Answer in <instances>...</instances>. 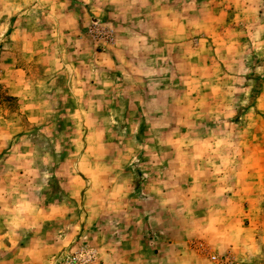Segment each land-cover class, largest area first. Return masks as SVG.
I'll return each instance as SVG.
<instances>
[{"label": "rangeland", "instance_id": "374dc122", "mask_svg": "<svg viewBox=\"0 0 264 264\" xmlns=\"http://www.w3.org/2000/svg\"><path fill=\"white\" fill-rule=\"evenodd\" d=\"M264 264V0H0V264Z\"/></svg>", "mask_w": 264, "mask_h": 264}, {"label": "built area", "instance_id": "2783aa9c", "mask_svg": "<svg viewBox=\"0 0 264 264\" xmlns=\"http://www.w3.org/2000/svg\"><path fill=\"white\" fill-rule=\"evenodd\" d=\"M95 263V254L94 251L90 248L82 247L79 249L74 257L65 264H94Z\"/></svg>", "mask_w": 264, "mask_h": 264}]
</instances>
